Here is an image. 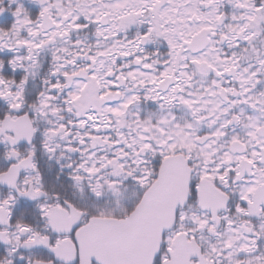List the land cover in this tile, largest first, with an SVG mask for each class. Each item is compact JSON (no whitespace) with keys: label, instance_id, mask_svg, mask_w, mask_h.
I'll return each instance as SVG.
<instances>
[{"label":"snow or ice","instance_id":"6c2138e0","mask_svg":"<svg viewBox=\"0 0 264 264\" xmlns=\"http://www.w3.org/2000/svg\"><path fill=\"white\" fill-rule=\"evenodd\" d=\"M0 264H264V0H0Z\"/></svg>","mask_w":264,"mask_h":264}]
</instances>
